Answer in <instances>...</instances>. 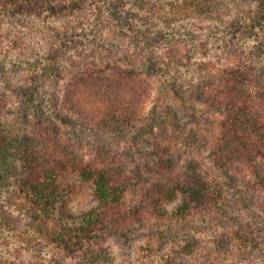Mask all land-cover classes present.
I'll list each match as a JSON object with an SVG mask.
<instances>
[{"label": "rangeland", "instance_id": "1", "mask_svg": "<svg viewBox=\"0 0 264 264\" xmlns=\"http://www.w3.org/2000/svg\"><path fill=\"white\" fill-rule=\"evenodd\" d=\"M40 2L34 14H24L19 5L5 6L13 0H0V121L11 136L30 139L39 123L51 120L87 159L104 146L105 156L118 154L126 162L133 182L125 204L133 227L106 236L113 264H264V189L250 176L217 169L226 182L224 199L186 217L178 212L183 192L163 203L172 218L140 208L154 180L146 168L156 158L152 139L171 147L180 167L195 156L205 162L211 141L203 132L202 87L221 73L232 49L244 46L252 57L264 49L258 33L264 0ZM231 37L238 42L231 44ZM153 65H163L165 73L153 76ZM103 68L138 77L140 88L132 93V107L141 103L137 125L120 119L102 128L87 124L93 111L76 89ZM82 71L88 77L78 78ZM16 157L0 184V264H86L69 244L77 240L65 242L63 233L64 223L99 205L93 183L64 174L56 209L46 214L18 188L23 165Z\"/></svg>", "mask_w": 264, "mask_h": 264}, {"label": "trees", "instance_id": "2", "mask_svg": "<svg viewBox=\"0 0 264 264\" xmlns=\"http://www.w3.org/2000/svg\"><path fill=\"white\" fill-rule=\"evenodd\" d=\"M13 1L5 6L19 5L24 14H34L32 6L38 7L41 3L40 0ZM258 33L264 40V24ZM229 41L231 44L238 42L234 37ZM232 52L233 57L228 58ZM251 52L244 46L232 49L221 73L202 87L200 100L205 104L204 117L208 124L203 132L211 141L210 149L205 151V162L195 156L188 166L180 167L175 163L176 155L171 147L152 139L155 142L151 148L156 158L146 168L154 175V180L141 196L142 214L172 218L173 214L164 209L163 203L174 199L179 192L185 194L178 208L179 213L185 214L182 217L194 209L215 208L224 199L226 188V182L217 173L220 168L250 176L264 189V49H259L258 57H252ZM151 68L155 69L153 76L165 73L163 65ZM120 71L100 69L96 76L93 73V79L82 80L80 84L83 85L76 89L80 102L93 111L88 125L102 128L120 119L135 126L141 121V103L132 107V103H136L132 93L140 88L138 77ZM82 72L78 78L81 74L88 77ZM91 80H97L94 87L87 85ZM146 91L148 88L140 93L145 96ZM54 125L51 120L42 121L29 139L11 136L0 121V184L8 180V170L19 156L23 171L18 188L27 193L31 203L50 214L56 209L60 196L58 181L64 174L74 173L91 181L100 203L83 218L75 219V223H64L67 231L63 235L68 238L63 237V240H77L78 243L69 244L76 245V257L82 256L86 264H113L114 254L105 245L106 236L118 229L133 227V223L127 221L130 216L125 204L126 193L133 182L127 175L126 162L118 154L105 156L107 148L104 146L87 159L71 140L62 139L60 129ZM36 139L41 140L38 146L34 144ZM133 217L140 220V217ZM68 218L71 219L60 215L64 222Z\"/></svg>", "mask_w": 264, "mask_h": 264}]
</instances>
